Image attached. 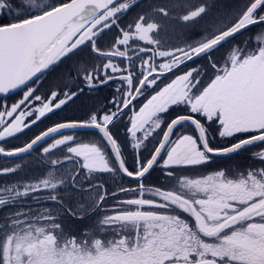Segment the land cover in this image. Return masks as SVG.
Listing matches in <instances>:
<instances>
[{
  "label": "snow or ice",
  "instance_id": "6c2138e0",
  "mask_svg": "<svg viewBox=\"0 0 264 264\" xmlns=\"http://www.w3.org/2000/svg\"><path fill=\"white\" fill-rule=\"evenodd\" d=\"M227 9L0 0V177L42 168L0 184V264H264V0Z\"/></svg>",
  "mask_w": 264,
  "mask_h": 264
},
{
  "label": "flooded vegetation",
  "instance_id": "af4514ba",
  "mask_svg": "<svg viewBox=\"0 0 264 264\" xmlns=\"http://www.w3.org/2000/svg\"><path fill=\"white\" fill-rule=\"evenodd\" d=\"M143 2H144V0H142V3ZM247 35L248 34L246 33L245 36H242V38L241 39H238V40H244V39H246ZM193 36H197V35L196 34H193ZM180 39H181L180 37H177L176 42L179 43ZM221 51L223 52V50H221ZM203 62H204L203 60L198 61V63H200V64H203ZM53 76H55V75H53ZM53 76L49 77V79L51 80L53 78ZM47 80H48V78H47ZM111 92H112V89L111 88L102 89L99 93L96 94L98 102H100V103H107V101L104 98L107 97V96H110L111 95ZM10 98H11V95L10 96H7V97H2V98H0V103H9L10 104V103H12V101H11ZM74 114L75 115H79L80 113H79V111H72V110H70L67 113H60L57 116L53 117L52 119L53 120H58V119L63 118L65 115H74ZM50 124H51V120L45 121L44 124H41L40 125V128L42 129V128L46 127L47 125H50ZM30 135H31V133H30ZM80 138L81 139H84V140H88V139H91L93 137H92V134H91L90 131H88V130H82L81 131ZM23 139L24 138L22 137L19 140H13L12 141V144L13 145H19V144H21L23 142ZM49 142H51V141H49ZM253 150L255 151L257 149L254 148ZM57 151L59 152V150H57ZM14 162H16V158H13L11 161H6L5 158L0 157V166H5L8 163H14ZM25 162H26V167H25V169L21 173H19L18 175L9 176V177H0V184L8 183V182H10L12 180H15V179H21V178H27V177H34V176L40 175V173L42 171V168H41V166H39L37 164V162L33 159L32 156H26ZM129 162H131V157H129ZM230 163H232L235 166H238L240 168H244V167L248 166L250 163H252V161L251 160H248L246 162L245 155H244V156H238V157H236ZM159 176H160L159 171L154 172L152 174V176L148 177L145 182L148 183V184L158 183L159 182L158 181ZM124 183L125 184H128V183H131V182L125 180ZM68 191H69L70 195L67 197V199L69 201H71L72 204L75 203V200H76L77 197H79L81 200H83V198H84V194L83 193L76 192L75 190H72L71 188H69ZM91 223H92L91 220L85 219V221L82 222V223H76L75 224V228H76V230L84 229V228H87L89 225H91Z\"/></svg>",
  "mask_w": 264,
  "mask_h": 264
},
{
  "label": "rangeland",
  "instance_id": "374dc122",
  "mask_svg": "<svg viewBox=\"0 0 264 264\" xmlns=\"http://www.w3.org/2000/svg\"><path fill=\"white\" fill-rule=\"evenodd\" d=\"M217 2L221 5L222 11H227L228 10L227 6L236 4L237 0H217ZM192 38L195 39V38H197V36H193V34H192ZM173 39L176 40L177 36H174ZM54 83H56V77L55 76H53V78L51 80L48 78L47 83L44 84V89L46 90L48 87L52 86ZM10 99L12 102H14L16 99H18L17 93L11 95ZM247 156H248V154H245L246 162L249 160L247 158Z\"/></svg>",
  "mask_w": 264,
  "mask_h": 264
},
{
  "label": "water",
  "instance_id": "95a60500",
  "mask_svg": "<svg viewBox=\"0 0 264 264\" xmlns=\"http://www.w3.org/2000/svg\"><path fill=\"white\" fill-rule=\"evenodd\" d=\"M13 94H15V93H10V94H8V96L13 95ZM2 97H5V96H0V98H2Z\"/></svg>",
  "mask_w": 264,
  "mask_h": 264
},
{
  "label": "trees",
  "instance_id": "16d2710c",
  "mask_svg": "<svg viewBox=\"0 0 264 264\" xmlns=\"http://www.w3.org/2000/svg\"><path fill=\"white\" fill-rule=\"evenodd\" d=\"M241 38H242V36H239V37H238V39H241Z\"/></svg>",
  "mask_w": 264,
  "mask_h": 264
}]
</instances>
